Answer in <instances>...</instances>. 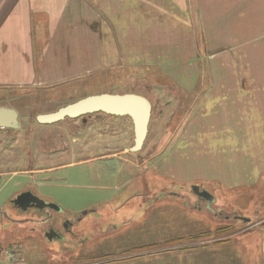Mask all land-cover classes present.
<instances>
[{
    "label": "rangeland",
    "instance_id": "obj_1",
    "mask_svg": "<svg viewBox=\"0 0 264 264\" xmlns=\"http://www.w3.org/2000/svg\"><path fill=\"white\" fill-rule=\"evenodd\" d=\"M181 22L184 29H191L189 15ZM198 22L195 57L188 33L182 37L181 52L169 46L173 39L167 34L165 54L151 53L153 59L164 57L149 67L121 63L20 96L17 106L33 120L24 132L23 147L31 145V131L36 130L34 140L39 141L55 128H40L45 126L38 116L87 97L136 94L149 99L153 111L139 153L130 151L134 126L129 117L103 115L97 120L93 116L92 127L84 130L80 119L59 123L70 127L69 167L54 173L43 192L62 209L55 217L71 224L59 234L60 240L51 242L47 234L43 236L48 223L8 220L12 216L25 221L34 215L8 209L20 179L2 178L0 211L5 214L0 219V264H207L205 254L220 258L224 241H231L224 246L238 252V241L260 236L264 231L263 126L260 131H246L245 142L235 131L224 133L223 141L212 142L209 148L190 146L192 124L205 102L200 93L207 90L211 74L200 16ZM217 136L214 132L213 140ZM234 147L246 152L242 162L236 160L239 149ZM15 168L9 164L0 170L15 172ZM200 194L210 195L213 203Z\"/></svg>",
    "mask_w": 264,
    "mask_h": 264
},
{
    "label": "crops",
    "instance_id": "obj_2",
    "mask_svg": "<svg viewBox=\"0 0 264 264\" xmlns=\"http://www.w3.org/2000/svg\"><path fill=\"white\" fill-rule=\"evenodd\" d=\"M186 14L189 30L181 22ZM199 16L211 74L190 146L209 148L235 131L245 142L246 131L264 129V0H0V104L7 103L0 107L23 114L20 96L121 63L149 67L164 57L151 53L165 54L167 34L181 52L188 33L195 57ZM234 148L242 162L246 152ZM224 245L220 258L205 254L207 264H264V231L238 241V252Z\"/></svg>",
    "mask_w": 264,
    "mask_h": 264
},
{
    "label": "flooded vegetation",
    "instance_id": "obj_3",
    "mask_svg": "<svg viewBox=\"0 0 264 264\" xmlns=\"http://www.w3.org/2000/svg\"><path fill=\"white\" fill-rule=\"evenodd\" d=\"M18 112V111H17ZM19 127L18 128H1L0 127V168L7 167L9 164H13L16 168L15 172L1 171L0 180L6 176L15 175L20 180L16 182V186L19 191L13 195L8 204V209L16 211L18 215H29L33 214L34 218L25 217L24 220L28 223H48V229L44 233L51 235L52 240H60V233L65 232L71 224L64 220L58 219L55 213L61 212L56 203L48 199L43 190L51 184L52 175L58 173L60 170H64L69 167V133L70 127L55 124H45L40 127L43 129H50L51 131L45 135V140H34L37 135L36 130L31 131V145L23 147L22 144L25 142V134L28 130V126L33 125V120L29 115H22L19 112ZM104 114H93L79 118L81 121L82 130L87 127H92L89 120L95 116L97 120L101 119ZM25 116V117H23ZM109 116V115H106ZM24 121V122H23ZM95 125V124H94ZM93 125V126H94ZM78 134L82 135L83 131H79ZM24 137V138H23ZM6 153H12V156H6ZM101 156V155H100ZM11 158L12 161H8ZM59 178L56 179V181ZM22 199L18 202L19 197ZM34 199H38L39 202L45 204L42 208H39L35 204ZM4 210L0 211V219L4 218ZM7 216V214H6ZM8 220L12 223H19L22 219H15V217L8 216Z\"/></svg>",
    "mask_w": 264,
    "mask_h": 264
},
{
    "label": "water",
    "instance_id": "obj_4",
    "mask_svg": "<svg viewBox=\"0 0 264 264\" xmlns=\"http://www.w3.org/2000/svg\"><path fill=\"white\" fill-rule=\"evenodd\" d=\"M153 107L149 99L134 94L125 95H111L102 94L98 96H91L73 104L67 105L59 109L57 112L38 116V122L40 124H55L65 119H79L93 114H104L116 117H129L132 120L134 126V145L130 149L133 153H139L142 151L144 144L149 135V127L152 119ZM15 109L8 107H0V127L1 128H18L19 127V115ZM195 191H198L194 188ZM23 196L17 198L18 202ZM200 197L206 198L210 204L213 203V199L210 195L200 194ZM35 204L39 208L45 206L38 199H34ZM26 221H21L25 223ZM250 222V221H245ZM49 239H52L49 235Z\"/></svg>",
    "mask_w": 264,
    "mask_h": 264
},
{
    "label": "built area",
    "instance_id": "obj_5",
    "mask_svg": "<svg viewBox=\"0 0 264 264\" xmlns=\"http://www.w3.org/2000/svg\"><path fill=\"white\" fill-rule=\"evenodd\" d=\"M9 257L13 258V256H9ZM12 261H14V259H12Z\"/></svg>",
    "mask_w": 264,
    "mask_h": 264
}]
</instances>
